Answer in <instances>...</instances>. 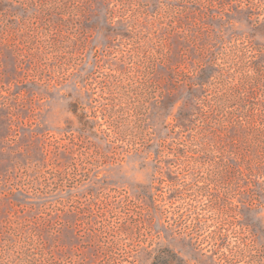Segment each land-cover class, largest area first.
I'll return each instance as SVG.
<instances>
[{
  "label": "rangeland",
  "instance_id": "374dc122",
  "mask_svg": "<svg viewBox=\"0 0 264 264\" xmlns=\"http://www.w3.org/2000/svg\"><path fill=\"white\" fill-rule=\"evenodd\" d=\"M0 264H264V0H0Z\"/></svg>",
  "mask_w": 264,
  "mask_h": 264
}]
</instances>
